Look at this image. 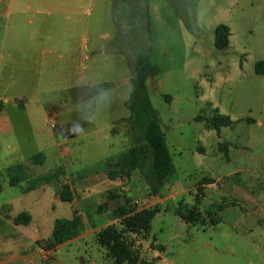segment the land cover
Listing matches in <instances>:
<instances>
[{"label":"rangeland","instance_id":"1","mask_svg":"<svg viewBox=\"0 0 264 264\" xmlns=\"http://www.w3.org/2000/svg\"><path fill=\"white\" fill-rule=\"evenodd\" d=\"M31 1L33 9L29 15L36 25H51L54 17L48 16V12L54 10L53 0ZM55 1L64 12L58 19L59 25L90 24L93 42H100L104 34L109 36L113 23L120 24L118 37L123 40L124 53L116 59L108 52L104 65L95 68L93 74L110 78L108 83H114L117 92L126 97L130 93V59L136 62L145 55L157 69V74L147 81V90L159 115L176 173L175 186H167L155 196L162 201L170 194L175 196L150 207L158 206L161 211L152 221L150 236L140 239L142 242L135 246L141 263L264 264V74L255 71L256 63L264 61V0H118L113 10L104 5L107 0ZM25 4L26 0H14L12 10L24 9ZM221 24L231 32L230 45L225 50L215 46V29ZM103 42L109 50L111 41ZM6 54L0 51L3 84L11 69L20 70L19 64L13 68L5 65L9 60ZM117 60L119 67L121 61L125 67V74L119 72L116 77L121 80L119 84L112 80ZM51 84L45 80L42 87L36 86L42 102L57 101ZM112 96H96L76 111L72 106L60 109L54 105L57 116H51L49 121L37 112L32 115L33 127L22 124L10 132L0 131V206L10 202L15 214L28 212L33 217L31 225L20 226L21 230L30 227L25 236L4 232L0 239V264H6L10 255L15 257L20 251L28 259L25 264H90L92 260L111 263L95 241L98 232L105 228H100L101 224L107 220L105 215H98L99 206L84 211L80 203L56 201L67 193L55 186L22 197V188L7 184L3 175L5 168L47 153L58 132L63 134L64 138L59 140L67 157L61 160L54 156L38 166L37 172L49 173L61 166L65 172L85 178L100 171L104 159L119 154L127 144L121 133L113 135L107 128L110 117L119 114L112 107L116 105ZM215 111L233 121V126L223 128L220 134L195 121L199 115L211 118ZM247 118L254 123L247 124ZM52 119L55 127L50 125ZM218 141L241 149L230 147V162L223 153L216 152L217 159L213 153ZM199 146L205 148V154L197 151ZM205 176L221 179L216 188L205 192L199 205L202 211L215 212L218 223L184 225L175 209L196 204L198 183ZM241 193L251 200H238ZM138 196L131 198L130 212L146 209L150 205L147 198L154 195L149 191L145 199ZM98 204L103 205V200L99 199ZM78 214H83L90 224L87 230H95L94 233L85 244L77 243L78 251L61 248L59 255L53 251L50 258H45L44 252L49 250L45 241L49 237L34 240L37 233L49 231L50 227L52 232L56 219L72 220ZM74 220L83 230L81 217ZM152 245L165 248L160 251Z\"/></svg>","mask_w":264,"mask_h":264},{"label":"crops","instance_id":"2","mask_svg":"<svg viewBox=\"0 0 264 264\" xmlns=\"http://www.w3.org/2000/svg\"><path fill=\"white\" fill-rule=\"evenodd\" d=\"M13 1L14 0H0V51H5L7 53L6 55L9 60L5 61L6 66L10 65L13 68L19 64L18 67H20V70L13 71L11 69V74L6 78L5 83L3 84V82L0 81V131L10 132L22 124L33 127L32 115L37 112H41V114L43 113L45 119L49 121L51 116H57L58 110L56 107H59L60 109H68L69 106H72V110L76 111L80 107L90 104L96 96L113 94L112 97L116 105H113L112 107L119 114L110 117L107 128L111 129L113 135H119L121 133L123 141L127 143L126 147L122 148L119 154L128 149L131 145L130 143L132 142V139L127 124L130 117V111L126 106V101L132 91V68L135 66L136 62H133V60L130 59L128 64L127 71H129V77L127 78V81L131 85V90L130 93L127 94V97L117 92V88L113 86L115 85L114 83H108L110 78H104L102 74L100 75L98 73H95L96 76L93 75L95 68H100L104 65L105 56L108 52L112 53L116 59L119 57L120 53H124L125 47L123 40H120L118 37V34L120 33V24L118 22L113 23L110 35L108 36L104 34L100 36V42L96 43L93 42L92 39L90 24L82 22L81 26L76 27H61L59 25L58 19L64 12L58 9V3L55 0H53L54 10L48 12V16L54 17V21L49 20L51 25H46V22L44 25H36L35 19L29 15V12L33 9L31 0H26L24 9H19L17 11L12 10ZM117 1L118 0H107L104 5L109 8L108 10H113ZM39 11L40 10H37V13L41 14L42 12ZM2 19H5V22H3ZM106 39L111 41V47L109 50H107L108 47H106V44L103 42V40L105 41ZM116 63L117 65H115L116 68L113 74L114 78H112V80L119 84L121 83V80H118L116 77H118L119 72L125 74V67L123 61H121L120 67L118 65L120 63L118 60ZM15 73H19V75H15ZM45 80H49L52 83L51 85L53 86L50 87V89L52 93L57 95V101L54 99L51 104L49 102H42L40 99L41 91L36 87L40 85L42 87V83ZM54 105L56 107H54ZM53 121L54 120L52 119V122ZM52 122H50V125H52ZM245 122L247 124H252L254 123V120L247 118ZM205 128L207 127L205 126ZM220 132L217 133L220 134ZM60 138H64L63 134L61 132L55 133L54 143L49 148L48 152L43 154L45 157L43 163L33 164L30 160L32 157H29L25 163H23L26 167L28 180L22 182L18 186H12L22 188V197L47 186H55L54 188L62 187L63 193L66 192L67 196H72V200L66 203L71 205L80 203L84 211L89 207H100L98 201L99 199H102L103 203L107 205L105 210L99 212L98 207L97 211L98 215H105L107 218V220L101 224L100 228H102L120 223V219H116L113 216L114 210L123 204L120 198L126 197L131 201L132 197H136L141 193H145V195L142 197L138 196L140 198L144 197L145 199V196L148 195L149 187L144 183L138 171L133 172L132 177L125 181L121 179L112 181L108 178L107 161L119 154L104 159V167H102L100 171L85 178H81L76 174H69L65 172L61 166L55 170L53 169L49 173L37 172L35 169L38 166L47 163L50 158L55 156L64 160L67 157H64V154L66 153L62 148L63 144L59 140ZM233 146L234 145L230 142L218 141L213 155L218 159L216 152L223 153L226 161L230 162V147ZM234 148L236 150L241 149L238 146H234ZM50 149H54V151H50ZM197 151L202 154L206 153L205 148L201 146L197 148ZM7 168H5V170ZM175 173L176 168L174 175ZM233 174L236 175L237 172H234ZM233 174H231V176ZM173 176L163 188L167 186H175ZM3 177L6 178V183L9 184L8 177L6 175H3ZM46 178L47 180H43ZM206 179L212 180V182L204 184L203 193L200 194L198 198L200 203L205 196V192L207 190H213L221 182L220 177L216 180L211 176H205L199 181L198 186L200 182ZM36 181L39 183L34 190L27 192L26 190L30 184ZM190 191L191 190H188V193H190ZM198 193L197 187V195ZM174 196L175 195L170 194L169 197L163 201L158 199L157 196L148 197L147 201L150 205L145 208L148 209L158 203L163 204L166 200L173 199ZM55 199L56 201H62L60 196ZM238 200L249 201L251 200V197L245 193H241L238 195ZM130 205H128V208ZM0 207V239L5 236L4 232H13L12 234L21 236L28 234L27 231L30 227L26 230H21V225H15L12 220L8 218H13L20 214H15V207L12 203L9 202ZM77 216L81 217L82 223L80 224L84 225L83 230L79 229V235L73 240L59 245L55 249H49L44 252L45 258H50L53 255V251L59 255L61 248L64 250L72 248L73 250L78 251L80 247L77 246V243L85 244L88 237L94 233L95 230H87V225L90 224H87L83 214L73 215L74 218ZM74 218L71 221H74ZM205 218L206 223L211 220L206 216ZM31 222H33V217ZM93 223L96 224L94 221ZM183 224L187 225L185 222ZM29 225H31V223ZM2 228L3 230H1ZM51 228L52 227H50L49 231L47 229L44 233H37L38 236L37 238L33 237L34 240L41 239L42 237H50L53 232V230L51 232ZM140 242L142 241L138 240V243ZM154 252L156 255L159 254L158 251ZM7 259L6 264H25L28 261V259L23 256V251L17 253L15 257L10 255ZM90 264L98 263L97 261L92 260Z\"/></svg>","mask_w":264,"mask_h":264},{"label":"trees","instance_id":"3","mask_svg":"<svg viewBox=\"0 0 264 264\" xmlns=\"http://www.w3.org/2000/svg\"><path fill=\"white\" fill-rule=\"evenodd\" d=\"M230 28L221 24L215 29V46L218 50H225L230 45ZM257 74H264V61L255 65ZM157 74V69L151 64L145 55L139 56L135 63V70L131 80L132 91L126 106L130 111L127 121L132 146L112 157L107 161V175L112 181L121 179L129 180L133 172L138 171L140 177L148 185L149 191L154 196L159 194L165 184L172 178L175 172L172 156L169 152L166 136L162 130L161 121L157 111L154 109L147 90V81ZM168 100H171L168 97ZM195 121H201L210 129L220 132L222 128L232 127V120L225 115L215 111L211 118L199 115ZM43 154H37L30 160L33 164H41L44 161ZM11 186H18L28 180L26 167L16 164L7 168L4 172ZM43 180H47L43 179ZM212 180L206 179L198 186L197 203L191 207H176L175 215L187 224H205V216L210 218L209 224L217 225L215 212H202L199 208V196L203 193L204 184ZM39 182H33L28 189L31 191ZM72 196L62 195V201L69 202ZM119 198V197H114ZM123 204L114 210L113 216L120 219L118 225L112 224L103 228L96 236L97 244L106 251V256L111 260L110 264H142L140 255L135 249L138 240H146L150 236L153 219L161 209L158 206L130 212L128 205L130 200L126 197L120 198ZM106 204L100 205L99 212L105 210ZM205 214V216H204ZM12 222L19 225H29L32 217L29 213H20L15 217H8ZM79 235V223L69 219H57L54 223L52 235L45 241L46 247L55 249L59 245L69 242ZM152 248L163 251L164 246L158 245ZM151 264V263H146Z\"/></svg>","mask_w":264,"mask_h":264},{"label":"built area","instance_id":"4","mask_svg":"<svg viewBox=\"0 0 264 264\" xmlns=\"http://www.w3.org/2000/svg\"><path fill=\"white\" fill-rule=\"evenodd\" d=\"M52 127H55V123L54 122H52ZM134 204H139V202L138 201H135V203Z\"/></svg>","mask_w":264,"mask_h":264}]
</instances>
